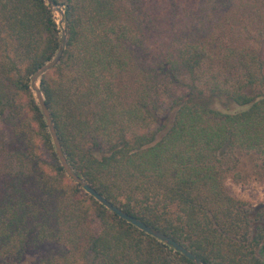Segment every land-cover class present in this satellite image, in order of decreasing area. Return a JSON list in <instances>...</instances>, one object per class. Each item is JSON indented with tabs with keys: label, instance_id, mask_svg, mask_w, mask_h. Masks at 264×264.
<instances>
[{
	"label": "trees",
	"instance_id": "obj_1",
	"mask_svg": "<svg viewBox=\"0 0 264 264\" xmlns=\"http://www.w3.org/2000/svg\"><path fill=\"white\" fill-rule=\"evenodd\" d=\"M53 1L65 43L37 84L72 172L206 264H264L219 164L264 155V0ZM52 14L0 0V264H193L64 175L29 88L58 47Z\"/></svg>",
	"mask_w": 264,
	"mask_h": 264
},
{
	"label": "water",
	"instance_id": "obj_2",
	"mask_svg": "<svg viewBox=\"0 0 264 264\" xmlns=\"http://www.w3.org/2000/svg\"><path fill=\"white\" fill-rule=\"evenodd\" d=\"M47 5L49 10L52 13H55L56 19H57V25L60 31V39L58 42V47L53 54V56L49 59L48 62L43 64L42 66L38 67L33 74L30 77V82H29V88L32 92L33 100H35L36 105L39 108V111L42 115V118L45 122L46 128H47V135L51 141V144L53 146L54 153L56 155L57 161L60 163L64 175L68 177L69 180L74 182L75 184L79 185V187L90 197H92L98 204L100 203L103 205L107 211L110 213L114 214V216L118 219H121L128 223L129 225L133 226L137 230H141L146 235L152 237L153 239L157 240L158 242L162 243L164 246L172 249L174 252L182 254L186 259H188L191 263L193 264H206L202 262L200 259L196 258L192 253H190L188 250H186L185 247L182 245H178L168 237H166L164 234L160 233L159 231L146 226L142 221L139 219L137 220L136 218H132L131 216H128L125 214L122 210L117 208L116 206L112 205L110 202H108L103 196H101L99 193L97 194L92 188H90L84 181L79 179L71 170L70 166L68 165V162L66 161L61 146L59 139L56 138L55 136V131L53 128V124L51 121V117L49 115V112L44 104V100H42L40 90L38 88V78L44 74L46 71L50 70L53 68L57 62L60 54H62V50L64 48V43H65V37H66V31H65V19H63V8L60 5H56L53 0H43ZM264 207V203H259L257 206L254 207V211L258 210V208Z\"/></svg>",
	"mask_w": 264,
	"mask_h": 264
},
{
	"label": "rangeland",
	"instance_id": "obj_3",
	"mask_svg": "<svg viewBox=\"0 0 264 264\" xmlns=\"http://www.w3.org/2000/svg\"><path fill=\"white\" fill-rule=\"evenodd\" d=\"M52 15L56 19L55 13ZM210 104L215 108H233L228 102L220 99L215 100L212 98ZM219 164L227 193L244 204L248 211V218L252 220V227L257 225L264 227V216L263 218H257L260 212L264 213V207L254 211L255 206L259 203H264V155L235 149L227 154ZM233 174L238 176L237 182L230 178ZM55 249V246L48 245L37 250H30L26 260L35 259L37 256L44 255V253ZM87 259V264H93L89 257Z\"/></svg>",
	"mask_w": 264,
	"mask_h": 264
}]
</instances>
